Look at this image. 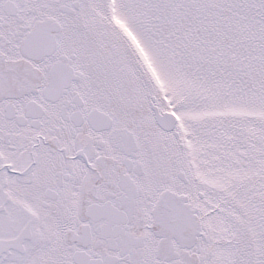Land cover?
Returning <instances> with one entry per match:
<instances>
[{"label": "snow or ice", "instance_id": "snow-or-ice-1", "mask_svg": "<svg viewBox=\"0 0 264 264\" xmlns=\"http://www.w3.org/2000/svg\"><path fill=\"white\" fill-rule=\"evenodd\" d=\"M0 264H264V0H0Z\"/></svg>", "mask_w": 264, "mask_h": 264}]
</instances>
